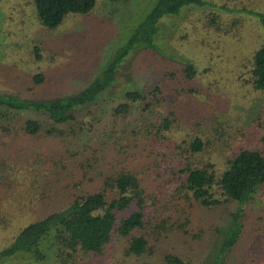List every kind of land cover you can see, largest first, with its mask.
<instances>
[{
    "label": "rangeland",
    "instance_id": "1",
    "mask_svg": "<svg viewBox=\"0 0 264 264\" xmlns=\"http://www.w3.org/2000/svg\"><path fill=\"white\" fill-rule=\"evenodd\" d=\"M153 1L94 0L89 10L67 12L49 28L38 21L32 0H0V93L48 98L82 88L99 74ZM255 12L264 14V0H203L201 5L183 4L176 12L163 14L156 22L154 48L131 49L119 62L111 84L98 93L95 102L80 109L78 118H86L81 122L82 132L74 125L78 135L72 136L69 124H63L59 125L61 135H47L42 130L19 136L15 146L21 163L16 165H23L22 170L27 171L16 184L24 188L31 177L37 182L26 186V194L8 205V210L17 209L10 211L15 227L58 208L75 190L99 186L102 173L119 165L127 163L139 172L147 158L165 161L168 153L184 156L173 136L135 138L131 134V128L142 127L146 118L170 117L169 110L174 118L170 133L179 136L205 129L199 134L208 138V146L194 156V164L209 160L219 172L223 158L239 147H255L264 153V89L253 88L248 81L249 57L264 37ZM33 43L38 47V57L32 52ZM186 60L196 69L190 78L182 72ZM34 72H41L43 79L32 81ZM155 83L164 98L156 108L147 113L134 109L126 115L111 114L124 90L150 88ZM27 116L39 117L35 112H22L17 118ZM214 128H220V138L213 135ZM22 158L28 163L30 159L33 168ZM169 170L161 168L160 176L153 168L140 174L144 192L154 197L151 211L157 219L168 215L170 222H177L186 215L184 228L188 232L168 224L156 240L148 235L154 251L140 255L125 254V239L116 237L99 254L79 255L76 264H163V249L196 264H210L221 236L213 227H222L227 216L220 208L186 205L178 181L165 173ZM235 206V202L229 204L232 210ZM240 220V236L216 264H236L254 252L261 254L264 184L241 205ZM15 227L10 224L0 232V247L10 241L14 233L10 231ZM145 230L151 231L149 227ZM199 230V238L191 236ZM42 249L45 256L40 260L3 257L0 264H57L55 244L46 239Z\"/></svg>",
    "mask_w": 264,
    "mask_h": 264
},
{
    "label": "trees",
    "instance_id": "2",
    "mask_svg": "<svg viewBox=\"0 0 264 264\" xmlns=\"http://www.w3.org/2000/svg\"><path fill=\"white\" fill-rule=\"evenodd\" d=\"M38 21L46 27L56 26L67 12H85L91 8L94 0H32ZM201 5L203 0H154L148 11L131 28L126 40L115 49L110 60L102 67L98 75L82 88L67 94L48 98L19 97L10 93H0V232L10 224L15 227L16 220L8 210L10 201H18L26 194V186H35L33 177L29 178L25 187H18L16 182L23 175L18 146L15 141L19 136L28 137L44 131L47 135H61L59 125L69 124L71 135L82 132V119L78 115L80 109L87 107L98 98V93L111 84L118 71L119 62L133 48H154L153 35L156 34L157 20L166 13L176 12L183 4ZM233 9V8H232ZM264 28V14L255 12ZM216 27V26H215ZM35 57L39 56L38 47L32 45ZM248 64V81L253 88L264 89V37L252 51ZM195 67L186 60L182 67L183 75L190 78L195 74ZM171 74V72H168ZM172 75V74H171ZM32 81L43 79L41 72L31 74ZM161 87L155 83L150 88L126 89L121 94L122 100L111 108L113 116L126 115L134 109L140 113L156 108L163 100ZM22 112H35L39 117L27 116L19 120ZM91 110H87L90 114ZM161 116L160 119H147L145 124L137 129L131 128L133 136L156 135V137H175L174 143L184 156L170 153L166 160L147 158L142 161L140 171H136L125 163L117 169L102 173L99 186L91 189H78L72 192L58 208L52 209L38 217H33L21 225H16L10 232L14 233L10 241L0 247V259L6 257H27L35 260L44 258L42 244L49 239L55 244L54 257L57 264H76L79 255H96L102 248L116 237L125 239L123 252L140 255L154 251L148 235L157 239L166 225L188 232L184 228L188 221L186 215L180 221L170 222L168 215L159 217L151 211L154 203L152 194L144 192V183L140 174L155 169L168 167L167 174L174 175L178 186L183 189L186 205L202 208H220L227 216L226 223L220 227L215 225L213 231L220 236V243L212 254L210 264H216L228 249L236 242L242 231L241 205L252 193L264 184V153L255 147L242 146L231 151L223 158V167L215 172L214 163L206 160L202 164H194V156L208 146V138H203L199 129L192 133H180L179 136L170 133L171 116ZM17 118V119H16ZM80 121V123H79ZM74 125L77 131H74ZM179 133V131H177ZM170 133V134H169ZM213 135L221 137L220 128H214ZM167 134V135H166ZM13 147V150L10 149ZM163 151L158 153L162 154ZM23 163L32 167L26 158ZM33 168V167H32ZM30 172H35L30 169ZM17 178V179H16ZM19 188V190L17 189ZM27 199V197H25ZM236 203L235 208H229L230 203ZM217 206V207H214ZM185 211L189 210L185 208ZM170 225V226H171ZM174 225V226H173ZM147 227L151 231L145 230ZM202 230L191 233L199 238ZM262 252L237 261L236 264H264V243ZM160 259L163 264H196L190 258L181 256L170 250H161Z\"/></svg>",
    "mask_w": 264,
    "mask_h": 264
}]
</instances>
